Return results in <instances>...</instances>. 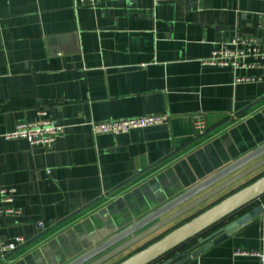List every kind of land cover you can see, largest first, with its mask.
Returning a JSON list of instances; mask_svg holds the SVG:
<instances>
[{
	"label": "crops",
	"instance_id": "1",
	"mask_svg": "<svg viewBox=\"0 0 264 264\" xmlns=\"http://www.w3.org/2000/svg\"><path fill=\"white\" fill-rule=\"evenodd\" d=\"M235 36L264 39V0H0V187L18 211L0 240L25 239L0 264H66L263 144L264 82H233L259 70L202 63ZM40 111L65 127L51 148L4 139ZM158 113L168 120L125 133L90 128ZM263 244L264 212L183 264H264Z\"/></svg>",
	"mask_w": 264,
	"mask_h": 264
},
{
	"label": "water",
	"instance_id": "2",
	"mask_svg": "<svg viewBox=\"0 0 264 264\" xmlns=\"http://www.w3.org/2000/svg\"><path fill=\"white\" fill-rule=\"evenodd\" d=\"M263 166L264 143L66 264H104ZM263 212L264 173L113 264H183Z\"/></svg>",
	"mask_w": 264,
	"mask_h": 264
},
{
	"label": "built area",
	"instance_id": "3",
	"mask_svg": "<svg viewBox=\"0 0 264 264\" xmlns=\"http://www.w3.org/2000/svg\"><path fill=\"white\" fill-rule=\"evenodd\" d=\"M98 0H88L93 3ZM209 66H225L232 70L258 69L255 75L235 76L234 83L264 82V39L258 40L252 36H235L225 44L212 50L210 55L202 62ZM40 117L35 120L18 122L15 127L3 134L4 139L22 138L29 146L51 148L55 140L64 133L65 127L57 124L50 118L45 117V112H39ZM167 113L148 114L119 120H107L90 123L91 131L98 133H125L130 129L143 128L162 124L168 120ZM193 127L196 136H201L207 131L203 114L197 113L193 117ZM15 189L11 187H0V217L11 216L18 211L13 202ZM39 228H44V222L37 223ZM25 243L22 236H16L12 240H0V260L15 252ZM261 259L264 258V244L261 252L254 253Z\"/></svg>",
	"mask_w": 264,
	"mask_h": 264
},
{
	"label": "rangeland",
	"instance_id": "4",
	"mask_svg": "<svg viewBox=\"0 0 264 264\" xmlns=\"http://www.w3.org/2000/svg\"><path fill=\"white\" fill-rule=\"evenodd\" d=\"M179 223H181V222H179ZM178 223V224H179ZM175 226V224L174 225H172V226H170L168 229H166V230H163L162 232H160L158 235H156V236H154L153 238H151L150 240H148L147 242H145L144 244H142L141 246H143V245H146V244H148V243H150V242H152L154 239H156V238H158L159 236H161L162 234H164L166 231H168L169 229H171L172 227H174ZM126 256V255H125ZM125 256H123V257H125Z\"/></svg>",
	"mask_w": 264,
	"mask_h": 264
},
{
	"label": "trees",
	"instance_id": "5",
	"mask_svg": "<svg viewBox=\"0 0 264 264\" xmlns=\"http://www.w3.org/2000/svg\"><path fill=\"white\" fill-rule=\"evenodd\" d=\"M202 136H203V135H202ZM197 137L199 138V137H201V136L199 135V136H197ZM244 208H246V207H244ZM242 209H243V208H242ZM242 209H241V210H242ZM232 217H233V216H231L230 218H228V220L231 219ZM154 240H155V239H154ZM146 245H147V244H146ZM144 246H145V245H144ZM184 246H185V245H184ZM184 246H183V247H184ZM183 247H182V248H183Z\"/></svg>",
	"mask_w": 264,
	"mask_h": 264
}]
</instances>
